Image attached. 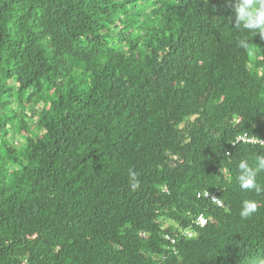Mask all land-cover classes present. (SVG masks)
<instances>
[{
	"label": "trees",
	"instance_id": "1",
	"mask_svg": "<svg viewBox=\"0 0 264 264\" xmlns=\"http://www.w3.org/2000/svg\"><path fill=\"white\" fill-rule=\"evenodd\" d=\"M233 4L0 0V264H264L236 180L264 37Z\"/></svg>",
	"mask_w": 264,
	"mask_h": 264
},
{
	"label": "clouds",
	"instance_id": "2",
	"mask_svg": "<svg viewBox=\"0 0 264 264\" xmlns=\"http://www.w3.org/2000/svg\"><path fill=\"white\" fill-rule=\"evenodd\" d=\"M232 7L235 12L236 28L247 30V33L252 36L259 34L261 37H264V0H234ZM238 44L242 48H248V38L240 39ZM237 168L238 175L236 180L241 190L254 192L257 195L264 194V185L259 183L257 179L258 175L264 172V154L255 156L254 161L251 163L247 159L240 160ZM129 176L132 181L131 187L135 190L139 187L137 173L130 169ZM211 199L217 203L219 202L216 197H212ZM258 207L257 200L245 199L242 201L239 215L242 218H248L257 212ZM200 216L196 219L197 224H200L198 223ZM187 233L191 235L190 230Z\"/></svg>",
	"mask_w": 264,
	"mask_h": 264
},
{
	"label": "built area",
	"instance_id": "3",
	"mask_svg": "<svg viewBox=\"0 0 264 264\" xmlns=\"http://www.w3.org/2000/svg\"><path fill=\"white\" fill-rule=\"evenodd\" d=\"M238 141H245V142H249V143H256V142L264 143V140L257 139V138H254V137H249L247 134L240 135L238 137ZM218 203L220 205H222L220 201ZM206 222H207V219L203 215H201L199 217L198 223H200L201 225H205Z\"/></svg>",
	"mask_w": 264,
	"mask_h": 264
}]
</instances>
